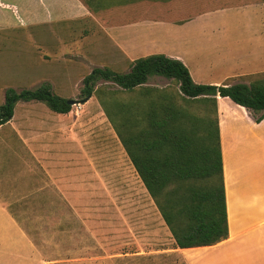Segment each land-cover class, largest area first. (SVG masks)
Returning <instances> with one entry per match:
<instances>
[{
  "label": "rangeland",
  "instance_id": "374dc122",
  "mask_svg": "<svg viewBox=\"0 0 264 264\" xmlns=\"http://www.w3.org/2000/svg\"><path fill=\"white\" fill-rule=\"evenodd\" d=\"M225 1L240 0H194L185 11ZM172 2L179 0H116L124 8L135 7L124 14L126 19L156 16L167 7L163 3ZM226 10L240 22L248 13ZM94 27L88 21L50 23L40 0H0V104L5 89H32L43 82H49L56 95L74 101L68 113H57L42 102L20 100L11 125L18 124L29 137L26 147L18 148L11 137L8 147L0 137L2 194L11 199L18 223L0 219V264H110V253L121 251L128 241L124 234L148 247L171 236L115 126L119 107L137 96L100 80L80 102L83 78L97 67L91 62L116 72L130 70L129 64L110 65L99 51L92 54L94 41L108 43L103 33L80 37L81 30ZM75 55L78 58L71 57ZM169 82L151 76L145 85L166 89ZM105 105L114 121L107 117ZM27 114L33 118L30 124ZM9 128L3 127L2 136Z\"/></svg>",
  "mask_w": 264,
  "mask_h": 264
},
{
  "label": "crops",
  "instance_id": "0c3cea01",
  "mask_svg": "<svg viewBox=\"0 0 264 264\" xmlns=\"http://www.w3.org/2000/svg\"><path fill=\"white\" fill-rule=\"evenodd\" d=\"M84 1L40 0V3L47 10L50 23H95L96 27L83 29L79 35L85 39L93 33H103L108 43L93 40L92 54L99 51L110 65L131 67L138 57L163 53L181 60L198 84H248L252 77L264 75V0L225 1L193 12L185 10L194 0H179L163 3L167 7L155 13L156 16L129 19L124 14L134 11L135 7L124 8L116 0H106L107 25L101 24L91 11L95 7ZM228 7L248 12L243 16L245 21L233 17L232 10H226ZM110 15L117 19L110 22ZM91 65L98 66L94 62ZM217 115L228 237L212 245L178 247L170 233L166 242L148 247L140 242L134 244L129 234H121L128 241L121 244V251L110 253V264H264V118L256 122L245 107L220 96H217ZM12 117L0 125V137H4L3 143L8 147L10 137L18 148L26 147L29 137L18 124L11 125ZM32 119L27 114L28 124ZM6 125L10 133L2 136ZM2 182L0 179V219L5 216L9 223L17 225L10 209L11 199L3 197ZM117 235L113 238L122 237ZM30 247L34 252L33 242Z\"/></svg>",
  "mask_w": 264,
  "mask_h": 264
},
{
  "label": "trees",
  "instance_id": "16d2710c",
  "mask_svg": "<svg viewBox=\"0 0 264 264\" xmlns=\"http://www.w3.org/2000/svg\"><path fill=\"white\" fill-rule=\"evenodd\" d=\"M84 3L95 7L91 11L101 24H108L105 0ZM114 18L117 19L110 15V22ZM151 76L170 80L169 87L145 85ZM100 80L112 82L137 96L119 107V122L115 126L175 245H212L226 239L217 96L245 107L258 122L264 118V75L252 77L248 84H198L181 60L153 53L133 60L127 72L94 67L83 78L81 96L90 97ZM20 100L42 102L57 113H68L71 109L66 98L53 93L49 82L20 91L9 87L0 104V125L11 119ZM105 112L113 120L106 105Z\"/></svg>",
  "mask_w": 264,
  "mask_h": 264
},
{
  "label": "water",
  "instance_id": "95a60500",
  "mask_svg": "<svg viewBox=\"0 0 264 264\" xmlns=\"http://www.w3.org/2000/svg\"><path fill=\"white\" fill-rule=\"evenodd\" d=\"M88 98H89V97L84 98V99L80 100V102H81V103H82V102H85ZM67 103L72 104V103H74V101L67 99Z\"/></svg>",
  "mask_w": 264,
  "mask_h": 264
}]
</instances>
